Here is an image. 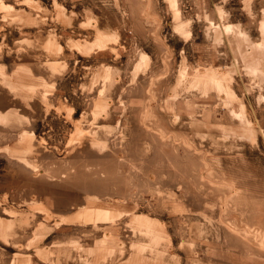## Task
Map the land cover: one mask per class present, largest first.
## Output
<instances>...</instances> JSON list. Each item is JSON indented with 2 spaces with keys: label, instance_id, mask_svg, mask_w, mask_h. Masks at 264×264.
Returning <instances> with one entry per match:
<instances>
[{
  "label": "rangeland",
  "instance_id": "obj_1",
  "mask_svg": "<svg viewBox=\"0 0 264 264\" xmlns=\"http://www.w3.org/2000/svg\"><path fill=\"white\" fill-rule=\"evenodd\" d=\"M0 264H264V0H0Z\"/></svg>",
  "mask_w": 264,
  "mask_h": 264
}]
</instances>
